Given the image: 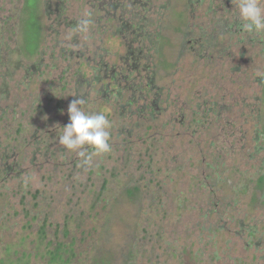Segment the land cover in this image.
Returning a JSON list of instances; mask_svg holds the SVG:
<instances>
[{"label":"rangeland","instance_id":"obj_1","mask_svg":"<svg viewBox=\"0 0 264 264\" xmlns=\"http://www.w3.org/2000/svg\"><path fill=\"white\" fill-rule=\"evenodd\" d=\"M38 1L39 46L25 53L23 0H0V55L5 56L9 50L10 56L6 57L12 61L0 64V112L6 115L5 123H0V225L10 229H4L8 234L0 238V264H92L106 250L113 249L118 255L125 244L136 246V264H155L157 260L163 264H264V210L251 207L243 198L229 202L227 208L219 206V212H224L220 218L206 196L211 181L206 182L207 186L199 185L200 178L207 174L205 164L219 157L224 168L217 172L223 181L219 182L221 187L210 191L220 198L226 188L231 196L229 185L238 182L236 173L253 172L264 159V136L256 135L264 128V87L257 82L258 77L264 81V61L251 65L250 75H254L247 78L244 62L234 61L239 66L231 74L229 61L200 59L205 52L214 57L213 52L206 47L200 54L194 43L187 42L191 51L178 58L173 56L176 39L162 26L179 23L191 32L193 41L198 25L206 31L211 29H206L210 16L206 15L207 0L201 5L192 2L191 7L187 0H150L153 12L148 15L152 22L147 31L169 33L172 39L162 40L159 48L151 34L143 45L132 42L133 48L142 49L144 58L140 61L123 60L131 37L128 40L126 33L113 34L115 22L110 21L104 29L111 18L103 19L94 0H67L58 11L56 0ZM85 20L86 28L81 30V21ZM57 36L60 41L76 36L77 46L87 45V51L100 53L109 68L115 67L122 75L135 79L130 81L135 89L141 87V92L123 91L122 96L132 97L131 111L159 98L160 111L149 124L156 133L155 140L138 143L134 137L131 156L123 153V137L117 135V130L121 124H135L138 119L133 116L129 121L127 108L121 116L113 97L104 102L102 98L109 96L98 93L100 82H92L91 69L98 61L87 62L86 66L76 57L62 61L56 47L52 54ZM222 41L227 42V34ZM68 49L72 51L73 47L69 45ZM218 58H226V54ZM161 61L176 62L162 66ZM61 73L66 81L60 80ZM76 74L82 78L83 107L104 112L111 123V152L94 158L87 170L80 166L75 153L58 143L59 127L69 120L67 109L75 97ZM148 76L153 77L150 90L146 89ZM62 87L65 90L61 91ZM214 101L217 107L227 110L213 114L210 107ZM57 103H62V109H55ZM146 121L143 118L136 127L145 138L151 133L144 126ZM195 121H199L201 131L193 134ZM18 123L24 125L23 130H17ZM32 128L40 130L35 140L31 138ZM256 136L260 138L255 142ZM41 139L45 142L37 145ZM255 143L262 148L252 155ZM36 147L40 153L33 154ZM152 147L153 155H138ZM140 157L143 167L136 168ZM4 163L9 165L10 175L2 172ZM148 166L152 175L146 172ZM223 170L227 172L222 174ZM131 176L142 193L136 206L124 201L122 187ZM104 184L101 197L105 203L97 200ZM8 201L12 203L9 211ZM43 224L45 229L41 230L38 226ZM208 226L220 229L213 234ZM248 227L256 231L251 237L246 232ZM76 229H80L78 233ZM54 242L70 243L72 252H60L61 258L51 262L47 251Z\"/></svg>","mask_w":264,"mask_h":264},{"label":"flooded vegetation","instance_id":"obj_2","mask_svg":"<svg viewBox=\"0 0 264 264\" xmlns=\"http://www.w3.org/2000/svg\"><path fill=\"white\" fill-rule=\"evenodd\" d=\"M25 1V0H23ZM50 2V0H47ZM97 2L98 5V10L100 12H103V19H109L107 22V25L104 27V29H108L109 23L111 21L115 22L117 27L115 28V31L113 34H120V33H126L128 40L129 36L130 42L129 46L127 44V51L126 55L121 57L124 61H140L141 58H144L141 56L142 49L140 46L139 49L138 47L133 48L130 44H133L132 42H137L140 45H143V42L145 39H148L150 37V34L153 35V33H150L147 31V26L150 25L152 22L151 19L148 18V15L153 12L151 9L149 2L150 0H94ZM208 3V11L206 12V15H210L208 20H209V26L206 29H209V31L204 30L201 25H198V32L196 33L197 36L194 40V45L198 48V52L201 54L204 52V49L207 47L209 48L213 53V56L208 57V54L203 53L200 56L201 58L206 59L207 61H212L213 59H216V61H229L228 67L229 70L232 73H234L237 69L238 66L234 65V61H239V62H244V65L246 67V70L244 72V76L247 78H251L254 74L250 75V66L256 63V61H264V33L260 35H255V34H247L241 31L240 28V23L239 20L235 14V0H207ZM55 10H61L65 7V3L67 0H56L55 1ZM192 2H195L197 4H203V0H187L188 6L191 7ZM39 1H37L35 5V9L33 10L32 16L34 18V24L33 27L35 30H38V40H40V35H41V28L38 25V19L36 17V8L37 4ZM194 3V4H195ZM186 6V2H185ZM221 7V8H220ZM217 8H220L217 10ZM22 10V8H21ZM130 13V14H129ZM22 17H26L25 13L24 16L21 14ZM202 17V14H201ZM106 20V21H107ZM24 23V22H23ZM96 24H99V22L96 20L95 22V27L97 28L98 26ZM135 24V27H134ZM113 25V24H112ZM52 28V27H51ZM102 28V26H101ZM23 34H22V40H23V47L25 50V53L28 52L29 47H34L33 41L27 43L26 40V30L27 28L25 27V23L23 25ZM50 29V27H49ZM227 34V42L223 43L222 39ZM59 35V34H58ZM189 35L191 36V32H189ZM38 40L35 43V48L38 45ZM65 40V41H64ZM62 41L59 40V37L57 36L53 40V46H52V54L55 53L53 49L56 47L58 50V53L62 61H72L73 58L76 61H83V63L87 64V62L90 61H98L97 65H94L92 70V79L97 80L100 82V89L98 90L99 92L104 91L105 85L108 83H115L114 81H122L124 77H128V75H122V73L116 69L115 67H108L107 64H104L102 62V57H100V53L96 52H88L87 51V45L79 47L77 46V38L76 36L73 37H68L67 39H64ZM188 43H191L189 40ZM32 45V46H31ZM69 45L73 47L72 51L68 49ZM74 47L77 48V51H74ZM34 48V49H35ZM9 50H7L5 53L7 56H10ZM138 53V57L137 54ZM226 54V58L219 59L221 55L224 56ZM4 56L3 61H9L6 57ZM199 55V54H198ZM9 58V57H8ZM203 59V60H204ZM79 64V63H78ZM134 65V64H133ZM248 66V67H247ZM32 69V67H31ZM67 72V71H66ZM63 72V73H66ZM79 73V72H78ZM62 75V73H61ZM60 75V76H61ZM59 76V77H60ZM150 76H148L149 78ZM246 78V79H247ZM115 79V80H114ZM148 80V79H147ZM257 82L259 85L263 84L264 87V81L262 77L257 78ZM110 86V85H109ZM264 91V90H263ZM157 100V103L159 101V98H155ZM212 106L217 108V102L214 101ZM156 111H160L159 108H156ZM5 167L2 170L4 174L10 175L11 169L9 168V165L7 163H4ZM37 199V198H36ZM12 203L10 201L7 202V211L10 210ZM25 210V208H23ZM9 221V220H8ZM40 227L41 230L45 229L44 224ZM4 229H9L8 226L6 225H0V231L1 235L0 238L5 237L7 234ZM80 229H76L77 233L79 232ZM10 231V229H9ZM61 235H64L61 233ZM68 236V234L66 235ZM58 241V238L55 239ZM2 241V240H1ZM55 241V242H56ZM52 246L50 249L52 252H56V259L61 256H59L60 252H63L65 254L68 252H72L70 249V243L66 244L61 248V251H57V248H59V244H55ZM70 242V241H68ZM64 258H66V255H64ZM55 259V261H56ZM64 261V260H63Z\"/></svg>","mask_w":264,"mask_h":264},{"label":"trees","instance_id":"obj_3","mask_svg":"<svg viewBox=\"0 0 264 264\" xmlns=\"http://www.w3.org/2000/svg\"><path fill=\"white\" fill-rule=\"evenodd\" d=\"M32 1H34V0L23 1L21 11H22V13H25L26 17L22 18L20 16L23 19L22 22L25 23V27L27 28L25 35H26L27 43H29V44L31 41H33V43L34 42L36 43L38 40L37 39L38 38V30L37 29L35 30V28L33 27L35 20L32 16L33 10L35 9L36 2L38 0L35 1L34 5H33ZM180 26L181 25H179V23L177 26H174V25L171 26L170 24L168 26L166 24L164 26H162L165 31H170L171 35L174 34L173 39H176L175 47L177 45V48L175 50L176 53L173 56H175L176 58H178L184 52L191 51L192 49L189 47L190 45L187 46V44H188L187 42L190 40L191 43H194V40H195L194 39L192 41V36L190 37L189 31L186 27H180ZM134 27H135V24H134ZM170 34L168 33L167 35L166 34L163 35V34H159L155 31V33H153V37L155 38V40H154L155 45L157 44V46L159 48V46H161L162 40L163 41L166 40L169 42V40L172 39ZM174 36H176V37H174ZM35 43H34V47H29V50H28L29 52H31V50H33V48H35V46H36ZM171 44L172 43H170V45ZM157 46H156V49H157ZM3 57H4V55H0V64H2L4 62V61H2ZM175 62L176 61H173L172 63H171V61H161V64H162V66L163 65L169 66ZM8 63L11 64L12 61H8ZM76 76H77V81H76V84H74V92H75L74 96H80L81 95L80 94V92H81L80 88L83 85L82 84L80 86V82H81L82 78L80 77L79 74H76ZM1 77L4 80H6L4 75H1ZM130 79H132L135 82V79L131 78L128 74V77H124V79L122 81L121 80L120 81H114L115 83H113V85L111 83L107 82V84L104 87V91H101V92L98 91V93L99 94L101 93V95H103V96H109L107 99H106V97L102 98L104 100V102L109 100L111 97L114 98V101L120 107L119 111H120L121 116L123 114V113H121L122 110L127 108L128 109V118L127 119L130 121V119H132L133 116H135L138 119V120H136L137 122L135 124H132L130 122H126L128 124V126H124L123 124H121V122H119L121 125H120L119 129L117 130L118 131L117 135L118 136L120 135L123 137L122 142L120 144V147H121V150H123V153L126 154L127 157L131 156V154L133 153L134 140H132V139L134 137L136 138L135 140L138 141V143H143L144 141H147V140H155V138H153V136L156 133L153 131L152 126L149 124H152L154 122V115L156 113V108L160 109V107L158 105L160 101H158V103H157V100L155 98H153V100H151L149 103L138 105L134 111H131L130 106L133 104L132 97L127 96L125 99H123L122 98L123 91L125 92V94H126V92L128 93L131 91L141 92V87H138L137 89H135V87L133 85V81L131 82ZM60 80L66 81V79H65V77H63V75L60 76ZM1 81H2V79H1ZM92 82H93V85H95L96 83H99L97 80H93ZM85 84H86V86L90 85L88 81H86ZM152 84H153V77L150 76L147 80V83H146V89L150 90V88L152 87ZM122 85L124 86V88H122ZM62 90H65V89L62 87L61 91ZM72 99L74 100V99H76V97H73ZM102 108L104 109L107 107L104 106ZM55 109L56 110L62 109V103H57ZM222 110H227V109L223 108V106L217 107V108H215L214 106L210 107V111L213 114H219L220 111H222ZM27 112H29V111H27ZM32 112L34 115H36V113H35L36 110H35V112L34 111H32ZM0 113H1L0 123H5L6 115L4 112H0ZM13 114L15 115V112H13ZM56 114L57 113H55V115ZM179 115L182 118L183 112L181 111ZM143 118L147 119V121H146L147 124L144 125V126H146V130L151 132L150 134L148 133L147 138H145L143 136V134H140L139 132H137L139 130H138V128H136L137 124L139 122H141V120ZM59 124L63 125L64 123L63 124L59 123ZM195 124H196L197 128L194 127L195 129L193 131V134H195L198 131H201L199 121H195ZM21 126H24V125L19 124V123L17 124V130L18 131H19V129L23 130V127L21 128ZM38 130L39 129H36V128H32V130H31L32 131L31 132V138H33L34 140L38 136V133H39V132H37ZM263 130H264V128L259 129V131H256V135L258 136V134H261L264 136ZM36 132H37V134H36ZM35 134H36V136H35ZM135 134H136V136H135ZM257 136L255 138V142L257 139L259 140V138H260V136L259 137H257ZM263 136L261 138H263ZM46 138H47V136H46ZM44 142H45V140L41 139V141H39V143L37 145H40ZM34 144H36V143H34ZM261 148L262 147L260 145L255 143L254 152L252 155L259 153ZM4 150H6V148H4ZM148 150H142V151L138 152V155L141 157H143V155H146L149 157V156L153 155V152H155V151H153V147L151 148V151H150V149H148ZM34 151L35 152L33 154L40 153V150L38 147H36V150H34ZM141 157H140V159H138V163L136 165V168L138 166L140 168L143 167L141 165L142 164V162H141L142 158ZM223 166H224L223 164L221 165L219 157H216L213 159L210 158V160L205 164V169H204V171L207 172V174L202 176V178H200V180H199L200 184L199 185L202 187L207 186L206 182L211 181V183H209V185H208L210 190H213L216 187H221L219 182L223 181L222 180L223 178L221 179V176L218 174L219 172H217V171H221V170H219V168L223 169L224 168ZM146 170H147L146 172H148L149 174H151V175L153 174V171L150 170L149 166ZM199 170H201V169H199ZM233 171H237V169H233ZM226 172L227 171L223 170L222 174H225ZM127 174L125 173V176ZM236 175L239 177L238 182L236 184L229 185L231 187V191H233L231 196H230V193L228 192V189H226V188L223 189V192H225L224 196L221 195L220 198L214 194L215 193L214 191H210V190L207 191L208 192V195H206L207 198L210 197L211 198L210 200H212L210 207H212V206L216 207V209H215L216 211H214V213H215V215L220 216V218H221V216L224 215V212H219V210L217 209L219 206H220V209L223 208V206L227 208L230 205L229 202L236 203L240 200H243V198L244 199L247 198L249 200V205L251 207L264 210V159L263 158L261 159L259 167L257 170L255 169V170H253V172H250V171L240 172V171H238L236 173ZM126 177H128V176H126ZM131 178H133V177L131 176L130 179L128 180V184L124 185L122 187L124 189V194H125V200L124 201L126 202V199H127L130 203H133L134 206L140 205V201L142 200V193H141L139 187L137 186V184ZM105 184L103 185V187L99 191V193H98L99 198L97 199L99 202H104V203H105V200H103V198L101 196L104 197L105 188H106ZM133 184H136V185H133ZM212 195L217 197V199L215 200V198ZM219 221H221V219ZM239 224L241 226V222H239ZM147 226H149V224H147ZM219 229L220 228H215L212 226H208V228H207L208 232L213 233V234L217 233ZM246 232H247V235L249 237H251L256 231L254 228L248 227ZM63 246H64L63 244H59V248H57L58 253H59V251H61V248ZM135 249H136V246H129V245L125 244L122 246L118 255L115 254V251L113 249H111V250L109 249V250L104 251V254L101 257H99L98 259L94 258L93 263L92 262L91 263L92 264H136V258L133 256ZM183 251H186V250L183 249ZM47 253L49 255L51 262H55L56 252H52L51 249H49L47 251ZM155 264H163V263L159 262L157 260Z\"/></svg>","mask_w":264,"mask_h":264},{"label":"clouds","instance_id":"obj_4","mask_svg":"<svg viewBox=\"0 0 264 264\" xmlns=\"http://www.w3.org/2000/svg\"><path fill=\"white\" fill-rule=\"evenodd\" d=\"M235 14L241 31L247 34L264 33V0H235ZM88 21H81V30ZM68 106V123L59 127L58 143L80 158V166L89 169L93 159L111 152V123L104 112L86 110L85 100L75 96Z\"/></svg>","mask_w":264,"mask_h":264}]
</instances>
